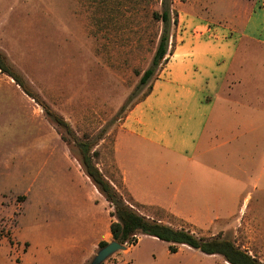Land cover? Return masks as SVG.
I'll list each match as a JSON object with an SVG mask.
<instances>
[{"label":"rangeland","instance_id":"obj_1","mask_svg":"<svg viewBox=\"0 0 264 264\" xmlns=\"http://www.w3.org/2000/svg\"><path fill=\"white\" fill-rule=\"evenodd\" d=\"M250 2L168 0V49L173 51L185 25L191 33L231 27L241 30ZM159 7L160 0H0V51L37 99L68 122L73 136L92 144L98 167L109 177L120 176L112 147L124 118L150 91L161 71L146 85H138L162 29V23L152 17ZM222 91L264 94V45L242 38V57L236 58ZM130 153L155 172L166 164V170L161 171L166 176L179 177L189 167L183 160L141 145L130 146ZM239 160L234 153L220 162L235 170L237 181L218 180L217 184L237 187V203L243 202L249 191L245 207L264 217V166L262 180L254 185L239 178ZM75 170L84 177L72 137L12 78L0 72V264L68 263L64 260L65 242L75 230L58 226L65 215L56 212L55 206L70 207L86 200L87 187ZM103 206L107 209L108 203ZM140 210L154 214L156 209ZM248 211L243 217L236 212L201 226L177 221L165 212L161 217L198 236L220 234L264 261V220L245 218L254 215ZM50 242L55 250L48 260H33L39 251L46 257L45 247L48 249ZM125 246L131 247L130 251H117L102 264H228L220 255H206L185 245L170 254L167 243L147 235ZM97 250L83 264H88Z\"/></svg>","mask_w":264,"mask_h":264},{"label":"crops","instance_id":"obj_2","mask_svg":"<svg viewBox=\"0 0 264 264\" xmlns=\"http://www.w3.org/2000/svg\"><path fill=\"white\" fill-rule=\"evenodd\" d=\"M248 8L241 30L231 27L191 33L184 26L150 93L127 113L112 147L113 163L132 198L145 207L164 210L177 221L201 226L200 223H209L224 215L230 217L238 212L243 217L247 213L245 203L251 196L249 191L243 202L237 203L240 196L235 192L237 187L217 184L218 180L237 181L235 170L220 163L234 153L240 158L238 169L242 171L239 177L242 181L255 185L262 180L264 94L222 91L236 58L242 57V38L264 45V3L252 0ZM192 23L193 19L188 25ZM139 145L183 160L190 171L187 167L179 177L166 176L161 172L166 170V164L157 172L142 166V162L130 156V146ZM218 153L221 157H216ZM75 171L87 187L86 200L76 201L70 207L55 206L56 212L63 211L65 215L64 223L58 226L75 230L65 242L67 264H83L101 241L112 240L109 231L112 208L90 179ZM67 199L69 203L70 196ZM104 202L108 203L107 209ZM248 212L254 215L245 218L255 222L264 220L258 210ZM49 244L48 249L45 247L46 257L39 251L33 260L47 261L50 252L55 250L54 243ZM130 248L121 251H130Z\"/></svg>","mask_w":264,"mask_h":264},{"label":"trees","instance_id":"obj_3","mask_svg":"<svg viewBox=\"0 0 264 264\" xmlns=\"http://www.w3.org/2000/svg\"><path fill=\"white\" fill-rule=\"evenodd\" d=\"M169 6L168 0H160L159 9L152 12L153 19L162 23V29L150 64L140 76L139 86L146 85L166 63L167 56L172 53V50L168 49L171 21ZM0 72L12 78L24 93L43 107L44 113L58 127L72 137V142L77 148V161L82 171L112 208L110 215L113 220L109 225L112 240L130 246L137 242L140 235H147L167 243V251L170 254L176 253L179 245H185L206 255H220L228 264H264L255 255H251L248 250L220 234L209 237L198 236L187 228L175 227L171 223L163 221L161 213H164V210L162 209H156L152 215L141 212L140 208L145 206L136 202L125 190L120 177L118 179L113 176L109 177L98 167V155L95 150L93 151L92 144L73 136L68 122L37 99L27 87L22 75L16 71L1 51ZM150 91L146 93L144 98ZM59 133L62 141L65 142L63 134ZM105 244L107 242L101 241L98 248Z\"/></svg>","mask_w":264,"mask_h":264},{"label":"water","instance_id":"obj_4","mask_svg":"<svg viewBox=\"0 0 264 264\" xmlns=\"http://www.w3.org/2000/svg\"><path fill=\"white\" fill-rule=\"evenodd\" d=\"M126 246L120 244L115 240L107 242L104 246L98 248L94 256L88 262V264H102L106 259L112 256L115 252L125 250Z\"/></svg>","mask_w":264,"mask_h":264}]
</instances>
